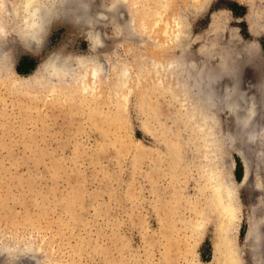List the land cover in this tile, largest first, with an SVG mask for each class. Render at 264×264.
Segmentation results:
<instances>
[{"label": "rangeland", "instance_id": "rangeland-1", "mask_svg": "<svg viewBox=\"0 0 264 264\" xmlns=\"http://www.w3.org/2000/svg\"><path fill=\"white\" fill-rule=\"evenodd\" d=\"M43 1L53 15L34 28V51L17 32V0H2L0 246L31 248L43 264H208L224 223L239 260L264 264V0H83L90 23L77 0ZM224 54L237 59L223 67ZM57 55L101 58L80 103L53 104L72 77H48ZM39 69L34 92L8 84ZM192 74L199 89L211 74L219 96L199 101Z\"/></svg>", "mask_w": 264, "mask_h": 264}, {"label": "bare ground", "instance_id": "bare-ground-1", "mask_svg": "<svg viewBox=\"0 0 264 264\" xmlns=\"http://www.w3.org/2000/svg\"><path fill=\"white\" fill-rule=\"evenodd\" d=\"M66 1H67V3H66ZM68 2H69L68 0H63L64 4L63 3L62 4L66 5V4H68ZM16 3H18L19 4L18 6L20 7V8L15 9V10L13 9L14 12H15L14 15L19 19V22H20L19 23V28H17V32H18V34H20L22 36V38L25 40L26 44L29 45L30 48L34 49V51H36L40 47V44H41L40 35L43 34V33L40 34L39 30L38 29L35 30L34 28H37V27L40 26L41 30L43 31L44 28L47 26V23H48L49 19L53 15V10H48L47 7H46V4L44 5V1L43 0H17ZM86 4L83 2V0L82 1L81 0L80 1L77 0V3H76L74 11H75V13L78 10L79 11L81 10L82 12H85V13L88 12V14H90V15L87 16L86 18L89 19L88 21L90 23V22L94 21L95 17L92 16L91 13H89V9H91V8H88L89 6L86 5ZM2 5H3L2 4V0H0V15L4 11V10L2 11ZM4 6L6 7V5H4ZM121 8L122 7L120 6V9ZM117 9H118L117 6H113L112 9H110L109 12L112 15L116 16L117 12H118ZM67 10H68V8H67ZM97 10H100V9H97ZM125 10L126 9H124V11ZM94 11H95V9H94ZM11 12H13V11H11ZM66 12H68V11H66ZM118 13H120V12H118ZM124 13H127V12H123V14ZM79 14H81V13L78 12V15ZM10 15H11V13H10ZM74 15H76V14H74ZM120 16L121 15H119L118 17L120 18ZM124 16H125V14H124ZM97 18L100 19V20L104 19V14H102V13L98 14ZM106 18H107V16H106ZM99 33L102 34L101 32H98V31L91 32V38L93 39L92 40L93 41V46L95 48H102V43H101L102 41L101 40L103 39V36L101 37L102 38L101 39ZM0 36H1V32H0ZM3 45L1 44V47H0L2 49V51L6 49L5 45H4L5 48H2ZM231 56H232V54L230 56H228V54H224V57L222 58V61H221V66H223V67L227 66L228 67L230 62H232L233 60L235 61L237 59V57L234 56L235 57V59H234V58H232L233 56L232 57ZM98 60L101 61V58H99V59H93L92 58V59L88 60L87 58H85L83 56H78V57L74 58V61L72 62V61H69L67 59V57H62L61 55L53 56L49 60H47V63L45 64V69L47 70L46 74H48V77L57 79V80L62 82L63 80L61 78V75L70 74V73H71L70 75H72V77L70 78L69 83H68V85L71 84V86L68 87L67 90L59 89L58 87H57L58 89L56 90V89H54L56 86L54 87L52 85L53 86L52 88L55 90L56 94L58 95V96L55 97L56 99H55L54 103L53 102L52 103L56 104V105L57 104L60 105V104H63L65 102H67V103L71 102V103H73L75 105L76 103L79 102L78 98H80L81 96H84V97L87 96L88 97L89 94L91 95L93 92H95V89H97V84H99V83H97L98 82L97 79L100 78V75H99V78H98V74L99 73H98V70L96 68V66L98 67V65H95V63L96 64L98 63ZM89 61H91V63H89L88 64L89 66H87V63ZM103 62L105 63V65H107L104 60H103ZM106 67L104 69H106ZM157 67H158V65H157ZM189 69H193V67L191 68V66H190L188 68V70ZM110 70H111V68H110ZM79 72L80 73L85 72V76L82 78L81 82H79L80 79H81V75H80ZM111 72H112V70H111ZM206 74H207V71H206ZM194 75L192 77H194V79H195ZM205 76L203 77V79L206 81ZM44 77H45V75L42 73V70L39 69L33 75H30V77L15 78L14 76H10L9 80L8 79H6V80L9 81L8 84H10V86L12 88L21 89L22 87H25L28 90L27 93H29V92H34L36 90V88L39 89L36 86H40L41 84H43L45 82V78ZM200 77H202V76H200ZM200 77H199V79H200ZM215 78H216V76H215ZM199 79H197V80H199ZM197 80L196 79L194 80V84H195L194 85V90H195V93L198 94L197 98L199 99V101H201L202 103H204V102H208L209 103L210 101H212V99L214 100L215 96H217L218 94H216L215 88L211 89V91L213 90V92L215 94L214 93L211 94V92L209 90L211 87H213V85H215L216 81H214L215 80L214 77L210 74L208 76V78H207V83H206L207 85L206 86L208 87L209 91L206 89L207 87L205 86V84H203V85L206 87L205 88L206 90L203 87L199 89L202 80H201L200 83H199V81L197 82ZM43 90H44V88H43ZM38 91L39 90H37V92ZM51 91H53V90H51ZM207 91H208V93H207ZM231 91L233 92L234 90H231ZM12 93H13V91H12ZM22 93H23V91H22ZM53 95H55V94H53ZM230 95H232V94H230ZM36 96H38V95H36ZM33 97H34V95H33ZM263 97H264V95L262 94L261 98H263ZM181 98H183V97H181ZM247 98L252 99L251 97H246V99ZM230 99H231V97H230ZM41 100L42 99H40V101ZM191 100H192V98H191ZM249 102H250V107H251L250 114H251V117H252L258 111V107L256 106V104L253 103V101L252 102L249 101ZM196 104H197V101L196 102L194 101L193 108H195V110H196V106H198ZM228 104L229 105H227V106H230L231 108H233V111H236V112L238 111V107H239L238 101H235V103L234 102L233 103L230 102ZM209 105H211V104H209ZM254 130H256V129H253L252 132H250L251 130L248 131L250 133L249 134L247 133V134L249 136L248 138H250L253 141H256V139H257L256 135H258V134H255L257 132H255ZM248 167H249V165H248ZM218 184H219V182H218ZM219 185H221V184H219ZM221 188H222V185H221ZM220 190L221 189L217 188V191H220ZM222 190H223V188H222ZM221 191L218 193V196H219V198H218V208L222 212L221 213L222 217L224 218V220H226L225 218H228L230 216V214L232 212V209H231V206L229 205V203H227V201L225 202L226 199L224 197H222ZM228 193H229V196H230L231 195L230 192H228ZM203 228H204V226H203ZM203 228H202V226L200 224L196 225V229H197L196 232L197 231L198 232L201 231L200 229H203ZM251 229H253V226L251 227ZM218 238H219V240L217 241L216 255L214 257V260L212 262L208 263V264H243L239 260L240 259L239 256L238 255H237L238 257L236 256L237 252L234 250L232 242H231L230 238L227 235V226L224 223L220 224L218 226ZM23 248H24L23 250H21L20 252L16 253L14 251V249H12V248L8 249L6 247H3V246L1 247L0 246V264H43V261H42L41 257L38 255L39 254L38 252H35V250H33L31 248H28V247H23ZM193 264H198V263L197 262H193Z\"/></svg>", "mask_w": 264, "mask_h": 264}]
</instances>
